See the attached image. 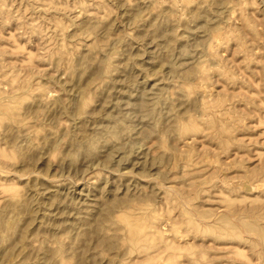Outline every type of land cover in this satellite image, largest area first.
<instances>
[{
    "label": "rangeland",
    "instance_id": "374dc122",
    "mask_svg": "<svg viewBox=\"0 0 264 264\" xmlns=\"http://www.w3.org/2000/svg\"><path fill=\"white\" fill-rule=\"evenodd\" d=\"M0 264H264V0H0Z\"/></svg>",
    "mask_w": 264,
    "mask_h": 264
}]
</instances>
